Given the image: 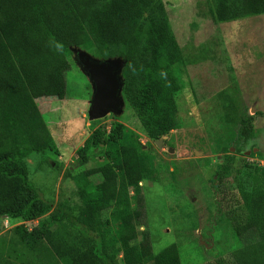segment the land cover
Masks as SVG:
<instances>
[{
    "label": "trees",
    "instance_id": "trees-1",
    "mask_svg": "<svg viewBox=\"0 0 264 264\" xmlns=\"http://www.w3.org/2000/svg\"><path fill=\"white\" fill-rule=\"evenodd\" d=\"M154 1L0 0V219L31 223L48 216L40 227L22 225L10 237L1 236L0 264H182L176 244L156 254L150 230L140 229L148 221L143 184H159L161 175L150 149L123 124L98 126L77 152L80 167L99 164L71 176L80 198L74 207L54 208L25 161L53 143L29 82L55 42L68 51L88 33L101 48L124 47L130 66L123 73L127 77L132 70L139 77L134 108L150 138L162 140L178 127L185 57L169 17L153 8ZM214 2L218 23L264 15V0ZM255 120L244 115L233 144L237 152L254 135ZM247 167L232 193L224 185L227 165H221L218 211L223 214L224 203L245 210L234 234L247 244L232 253L234 264H264V167ZM93 177L101 178L97 186Z\"/></svg>",
    "mask_w": 264,
    "mask_h": 264
},
{
    "label": "rangeland",
    "instance_id": "rangeland-1",
    "mask_svg": "<svg viewBox=\"0 0 264 264\" xmlns=\"http://www.w3.org/2000/svg\"><path fill=\"white\" fill-rule=\"evenodd\" d=\"M214 3H153L154 9L160 13L164 10L169 17L185 57V88L177 96L178 127L162 140L150 138L135 111L139 77L132 70L124 76L130 62L123 56L121 45L101 48L90 33L84 36L81 46L68 51L55 42L29 82L53 137L49 151L25 159L30 178L45 199L54 208L59 204H79L71 176L96 168L99 161L80 167L77 152L87 146L98 126L110 129L123 124L145 149H150L161 175L159 184H143L148 221H142L140 229L150 230L156 254L176 244L182 264H234L232 253L247 244V240L234 234L235 223H244L245 210L224 203L220 215V167L227 165L224 185L232 193L244 181L247 166L264 167V15L218 23L212 14ZM81 54L96 62H115L123 67L122 111L108 115L99 125L90 121L95 91L81 69ZM247 113L256 115L255 131L239 153L233 144ZM157 142H163L162 148ZM100 181V177L92 178L94 186ZM47 218L31 223L0 219V237H10L22 225L30 230L40 227Z\"/></svg>",
    "mask_w": 264,
    "mask_h": 264
},
{
    "label": "water",
    "instance_id": "water-1",
    "mask_svg": "<svg viewBox=\"0 0 264 264\" xmlns=\"http://www.w3.org/2000/svg\"><path fill=\"white\" fill-rule=\"evenodd\" d=\"M79 62L95 91L90 121L96 122L105 119L110 114H119L124 105L120 96L123 87L121 80L123 67L115 62H96L85 54L79 56ZM162 143L157 142L158 147L162 148Z\"/></svg>",
    "mask_w": 264,
    "mask_h": 264
}]
</instances>
